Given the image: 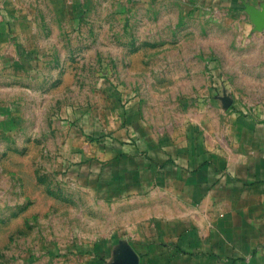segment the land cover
<instances>
[{
    "label": "rangeland",
    "instance_id": "rangeland-1",
    "mask_svg": "<svg viewBox=\"0 0 264 264\" xmlns=\"http://www.w3.org/2000/svg\"><path fill=\"white\" fill-rule=\"evenodd\" d=\"M18 3L0 43V264H119L155 154L227 158L264 125V0Z\"/></svg>",
    "mask_w": 264,
    "mask_h": 264
},
{
    "label": "crops",
    "instance_id": "crops-1",
    "mask_svg": "<svg viewBox=\"0 0 264 264\" xmlns=\"http://www.w3.org/2000/svg\"><path fill=\"white\" fill-rule=\"evenodd\" d=\"M18 6L0 0V43L13 37ZM246 136L212 161L155 154L159 178L138 210L136 240L122 246L138 264H264V125Z\"/></svg>",
    "mask_w": 264,
    "mask_h": 264
},
{
    "label": "water",
    "instance_id": "water-1",
    "mask_svg": "<svg viewBox=\"0 0 264 264\" xmlns=\"http://www.w3.org/2000/svg\"><path fill=\"white\" fill-rule=\"evenodd\" d=\"M254 12V22L258 27L264 28V13L257 10L255 7H249ZM139 257L136 252L129 246L124 249V257L119 264H138Z\"/></svg>",
    "mask_w": 264,
    "mask_h": 264
}]
</instances>
